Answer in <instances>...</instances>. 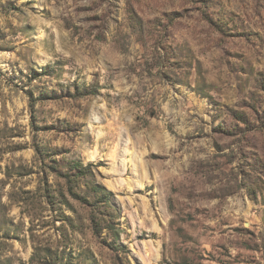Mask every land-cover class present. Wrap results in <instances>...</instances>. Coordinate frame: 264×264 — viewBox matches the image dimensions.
<instances>
[{
    "label": "rangeland",
    "instance_id": "rangeland-1",
    "mask_svg": "<svg viewBox=\"0 0 264 264\" xmlns=\"http://www.w3.org/2000/svg\"><path fill=\"white\" fill-rule=\"evenodd\" d=\"M0 264H264V0H0Z\"/></svg>",
    "mask_w": 264,
    "mask_h": 264
},
{
    "label": "trees",
    "instance_id": "trees-1",
    "mask_svg": "<svg viewBox=\"0 0 264 264\" xmlns=\"http://www.w3.org/2000/svg\"><path fill=\"white\" fill-rule=\"evenodd\" d=\"M93 164L83 165L81 162H74L72 165V170H76V175L81 177H86L92 172ZM68 177H70L68 175ZM99 190L103 189L102 187L98 188ZM98 224H95V229L98 230Z\"/></svg>",
    "mask_w": 264,
    "mask_h": 264
}]
</instances>
